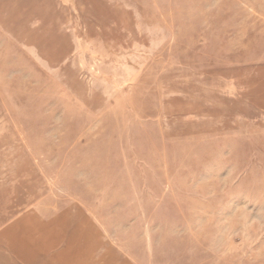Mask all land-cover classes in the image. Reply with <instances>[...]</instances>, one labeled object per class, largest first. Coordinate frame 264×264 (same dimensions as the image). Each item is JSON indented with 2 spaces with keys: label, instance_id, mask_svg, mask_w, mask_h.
<instances>
[{
  "label": "rangeland",
  "instance_id": "rangeland-1",
  "mask_svg": "<svg viewBox=\"0 0 264 264\" xmlns=\"http://www.w3.org/2000/svg\"><path fill=\"white\" fill-rule=\"evenodd\" d=\"M0 264H264V0H0Z\"/></svg>",
  "mask_w": 264,
  "mask_h": 264
},
{
  "label": "crops",
  "instance_id": "crops-1",
  "mask_svg": "<svg viewBox=\"0 0 264 264\" xmlns=\"http://www.w3.org/2000/svg\"><path fill=\"white\" fill-rule=\"evenodd\" d=\"M8 229H9V226H7V224L4 226V228H1L0 229V232L2 233V235H3V233H6V232H8Z\"/></svg>",
  "mask_w": 264,
  "mask_h": 264
}]
</instances>
